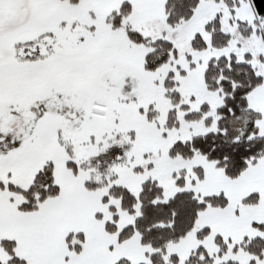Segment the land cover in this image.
<instances>
[{
	"label": "snow or ice",
	"instance_id": "1",
	"mask_svg": "<svg viewBox=\"0 0 264 264\" xmlns=\"http://www.w3.org/2000/svg\"><path fill=\"white\" fill-rule=\"evenodd\" d=\"M0 264H264V3L0 0Z\"/></svg>",
	"mask_w": 264,
	"mask_h": 264
},
{
	"label": "trees",
	"instance_id": "2",
	"mask_svg": "<svg viewBox=\"0 0 264 264\" xmlns=\"http://www.w3.org/2000/svg\"><path fill=\"white\" fill-rule=\"evenodd\" d=\"M264 3V0H258V4Z\"/></svg>",
	"mask_w": 264,
	"mask_h": 264
}]
</instances>
